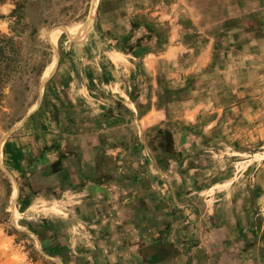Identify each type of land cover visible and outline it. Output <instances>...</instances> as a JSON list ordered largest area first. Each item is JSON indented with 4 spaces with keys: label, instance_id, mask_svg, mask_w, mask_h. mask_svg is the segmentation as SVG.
Masks as SVG:
<instances>
[{
    "label": "rangeland",
    "instance_id": "374dc122",
    "mask_svg": "<svg viewBox=\"0 0 264 264\" xmlns=\"http://www.w3.org/2000/svg\"><path fill=\"white\" fill-rule=\"evenodd\" d=\"M0 264H264V0H0Z\"/></svg>",
    "mask_w": 264,
    "mask_h": 264
},
{
    "label": "crops",
    "instance_id": "0c3cea01",
    "mask_svg": "<svg viewBox=\"0 0 264 264\" xmlns=\"http://www.w3.org/2000/svg\"><path fill=\"white\" fill-rule=\"evenodd\" d=\"M243 81H244V79H243ZM242 85H243V83L242 84H239L238 85V87H236V89L238 90L236 93V95L238 96L239 94H240V90L242 89ZM246 86L248 85V84H245ZM71 88H70V91L72 92L73 91V89H72V87H73V83H71V86H70ZM244 90H245V87H244ZM253 92H255V91H253ZM230 97V96H229ZM158 182V181H157ZM154 194H155V196L159 199V200H163L164 199V197H163V191L161 190V189H159L158 191L156 190H154Z\"/></svg>",
    "mask_w": 264,
    "mask_h": 264
}]
</instances>
